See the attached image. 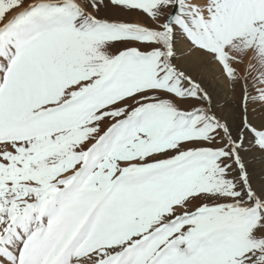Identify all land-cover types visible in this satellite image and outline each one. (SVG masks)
<instances>
[{"label":"snow or ice","instance_id":"1","mask_svg":"<svg viewBox=\"0 0 264 264\" xmlns=\"http://www.w3.org/2000/svg\"><path fill=\"white\" fill-rule=\"evenodd\" d=\"M0 264H264V0H0Z\"/></svg>","mask_w":264,"mask_h":264},{"label":"rangeland","instance_id":"2","mask_svg":"<svg viewBox=\"0 0 264 264\" xmlns=\"http://www.w3.org/2000/svg\"><path fill=\"white\" fill-rule=\"evenodd\" d=\"M245 63H247V61H245ZM237 68L241 71V73H243V71H244V65H240ZM220 83H221V85H223L225 82L224 81H221ZM213 87H215V82H213ZM224 94H225V96L228 97V99L235 100V101L238 102V97L237 96H235V95H230L229 96L227 92H225ZM223 103H224L223 100H221L220 101V105L223 106Z\"/></svg>","mask_w":264,"mask_h":264},{"label":"bare ground","instance_id":"3","mask_svg":"<svg viewBox=\"0 0 264 264\" xmlns=\"http://www.w3.org/2000/svg\"><path fill=\"white\" fill-rule=\"evenodd\" d=\"M238 66H240V65H236V67H238Z\"/></svg>","mask_w":264,"mask_h":264}]
</instances>
